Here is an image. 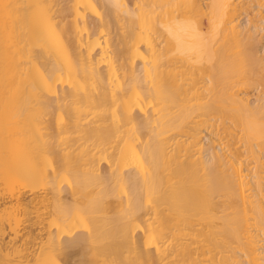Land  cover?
Masks as SVG:
<instances>
[{"label":"bare ground","instance_id":"6f19581e","mask_svg":"<svg viewBox=\"0 0 264 264\" xmlns=\"http://www.w3.org/2000/svg\"><path fill=\"white\" fill-rule=\"evenodd\" d=\"M257 20L264 0H0V264H264Z\"/></svg>","mask_w":264,"mask_h":264},{"label":"rangeland","instance_id":"374dc122","mask_svg":"<svg viewBox=\"0 0 264 264\" xmlns=\"http://www.w3.org/2000/svg\"><path fill=\"white\" fill-rule=\"evenodd\" d=\"M254 17H256V16H254ZM249 18H250V17H249ZM252 18H253V15H252ZM254 19H255V18H254ZM248 20H249V19H248L247 16L245 15L244 18L242 19V21H243L242 23H243V24H246V23L248 22ZM252 20H253V19H252ZM255 20H256V19H255ZM255 20H253V21L255 22ZM253 21H252L251 23L256 24V30L258 29V26H259L260 29H263L262 26L264 27V21L261 22V21H258V20H257V21H258L257 23H254ZM260 22H261V23H260ZM260 29H258L257 31H259ZM261 33H262V34H261ZM260 34L263 35V37H262L261 35H259L260 38H263V40H264V29H263L262 31L260 30ZM256 92H258V90L251 88V94H252V97H254V94H255Z\"/></svg>","mask_w":264,"mask_h":264}]
</instances>
